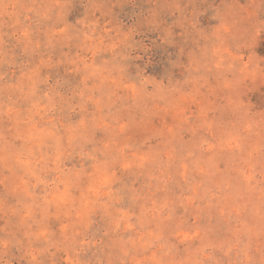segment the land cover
Masks as SVG:
<instances>
[{"label":"rangeland","instance_id":"374dc122","mask_svg":"<svg viewBox=\"0 0 264 264\" xmlns=\"http://www.w3.org/2000/svg\"><path fill=\"white\" fill-rule=\"evenodd\" d=\"M0 264H264V0H0Z\"/></svg>","mask_w":264,"mask_h":264}]
</instances>
